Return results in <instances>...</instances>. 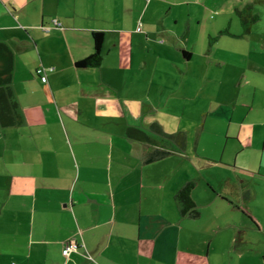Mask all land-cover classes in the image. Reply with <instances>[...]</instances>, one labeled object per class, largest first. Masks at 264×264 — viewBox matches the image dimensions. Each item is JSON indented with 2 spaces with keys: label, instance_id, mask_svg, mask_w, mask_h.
<instances>
[{
  "label": "crops",
  "instance_id": "crops-1",
  "mask_svg": "<svg viewBox=\"0 0 264 264\" xmlns=\"http://www.w3.org/2000/svg\"><path fill=\"white\" fill-rule=\"evenodd\" d=\"M0 43V264H264V3L0 0Z\"/></svg>",
  "mask_w": 264,
  "mask_h": 264
},
{
  "label": "trees",
  "instance_id": "trees-1",
  "mask_svg": "<svg viewBox=\"0 0 264 264\" xmlns=\"http://www.w3.org/2000/svg\"><path fill=\"white\" fill-rule=\"evenodd\" d=\"M264 3V0H256ZM251 14L245 10L243 15ZM247 22L246 18H243ZM254 20L255 18H249ZM94 52L76 63L78 68L99 67L103 62L104 33L96 31L93 33ZM187 54V52H185ZM13 67L12 54L8 47L0 43V122L2 126H15L19 119L17 115L18 103L10 87ZM159 129V127L157 126ZM196 186L195 182L187 183L176 195V200L180 206L181 214L192 219L200 217V211L193 200L192 193Z\"/></svg>",
  "mask_w": 264,
  "mask_h": 264
},
{
  "label": "built area",
  "instance_id": "built-area-1",
  "mask_svg": "<svg viewBox=\"0 0 264 264\" xmlns=\"http://www.w3.org/2000/svg\"><path fill=\"white\" fill-rule=\"evenodd\" d=\"M59 24V23H57ZM47 70L45 67L38 69V73L41 75V79L44 83L48 82ZM78 249V244L75 241H68L64 247L63 254L69 256L71 252Z\"/></svg>",
  "mask_w": 264,
  "mask_h": 264
},
{
  "label": "rangeland",
  "instance_id": "rangeland-1",
  "mask_svg": "<svg viewBox=\"0 0 264 264\" xmlns=\"http://www.w3.org/2000/svg\"><path fill=\"white\" fill-rule=\"evenodd\" d=\"M205 137L204 138H206L207 140H210V136L208 135V133H206L205 135H204ZM204 213L206 214V216L208 215V211H205L204 210ZM205 216V215H204Z\"/></svg>",
  "mask_w": 264,
  "mask_h": 264
}]
</instances>
